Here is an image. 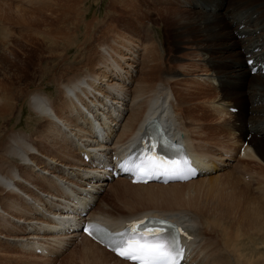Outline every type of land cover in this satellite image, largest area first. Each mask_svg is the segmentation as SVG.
<instances>
[{
	"label": "bare ground",
	"instance_id": "1",
	"mask_svg": "<svg viewBox=\"0 0 264 264\" xmlns=\"http://www.w3.org/2000/svg\"><path fill=\"white\" fill-rule=\"evenodd\" d=\"M176 1L178 10L204 26L196 40L182 48L192 65H179V73L161 71L163 65L155 62L149 47L136 66L143 71L141 78L137 70L136 77L129 78L135 62L127 57L135 58L131 47L120 46L117 53L101 46L83 75L51 77L54 98L40 91L26 95V105L37 115L28 135L15 132L11 118L14 111L17 118L22 114L21 92L7 97L8 83L2 82L0 240L7 238L8 247L3 243L7 250L0 249V264H25L26 257L42 264H132L79 232H63L86 201L91 205L84 219L123 224L152 213L182 223L191 236L186 264H264V74H250L245 64L264 52V3ZM208 39L214 43L205 45ZM76 44L64 40L62 46L51 47H90ZM42 75L48 76L45 68ZM142 107L146 110L139 116ZM150 118L167 136L184 142L206 173L166 183L101 178L93 160L126 151L132 135ZM97 134L103 142H97ZM79 150L90 161L79 156ZM105 194L111 197L106 202ZM131 197L141 210L126 201ZM35 247L43 251L36 254ZM72 256L80 261L75 263Z\"/></svg>",
	"mask_w": 264,
	"mask_h": 264
},
{
	"label": "rangeland",
	"instance_id": "2",
	"mask_svg": "<svg viewBox=\"0 0 264 264\" xmlns=\"http://www.w3.org/2000/svg\"><path fill=\"white\" fill-rule=\"evenodd\" d=\"M45 1L49 5H46ZM215 1L224 2V6L249 3V0ZM259 1L264 3V0ZM0 2L6 4H0V86L3 81L8 83L4 95L11 96L12 99L15 92H21L22 99L18 106H22V114L17 118V112L14 111L11 118H14L15 123L13 130L26 135L33 131L32 126L37 119V115L26 105V95L40 91L49 98H54L56 87L53 83L50 84L51 77L83 75L85 67L98 54L101 46L117 53H121L120 46L131 47V53L135 58L129 54L127 57H131L135 62L130 61L132 70L129 69V78L130 74L136 77V70L138 78H141L143 71L136 66L138 64L141 66L144 48L149 50V47L153 50L152 57L156 58L155 62L163 65L161 71L167 69V74L169 71L179 73L182 71L179 65L185 63L192 65L189 53L182 48L189 47L196 40L200 26L204 27L198 24L199 19L193 21L192 16L178 10L176 0H0ZM261 9H264V5ZM208 24L211 26L212 23ZM64 40H76L75 46L90 47L78 51L73 48L51 47L62 46ZM208 41H205V45L214 43V39ZM18 46H24L25 49L21 47L24 51L21 52ZM26 50L27 53L23 54ZM19 67H22V70ZM43 68L46 69L48 76L42 75ZM169 87L174 92L177 89L175 82L169 83ZM193 96L195 95L191 94L189 98L192 99ZM145 110L146 108L142 107L138 111L139 116H142ZM261 152L264 154L263 146ZM110 199L111 197H107L106 194L103 197L105 202ZM126 201L134 203L136 197L128 198ZM131 206L141 210L138 203ZM1 239L3 240H0L2 242L0 249L5 251L6 246L8 247L7 238ZM69 251L64 252L62 257ZM26 258L25 264L43 263ZM72 259L75 263L80 261L74 256Z\"/></svg>",
	"mask_w": 264,
	"mask_h": 264
},
{
	"label": "snow or ice",
	"instance_id": "3",
	"mask_svg": "<svg viewBox=\"0 0 264 264\" xmlns=\"http://www.w3.org/2000/svg\"><path fill=\"white\" fill-rule=\"evenodd\" d=\"M163 143V141H161ZM148 151L155 145H146ZM188 161L161 162L158 157L147 156L141 165L137 166V174L152 175L156 172L183 176L187 171ZM154 225L160 227H147L145 221L133 222L127 226L125 232L119 235V242L113 241L112 250L133 264H180L182 249L179 245L178 236L181 229L168 221L155 220ZM92 229H98L97 225H90ZM172 229L174 236L169 238L166 233ZM86 231L89 229L86 228ZM92 232L89 231V235Z\"/></svg>",
	"mask_w": 264,
	"mask_h": 264
}]
</instances>
